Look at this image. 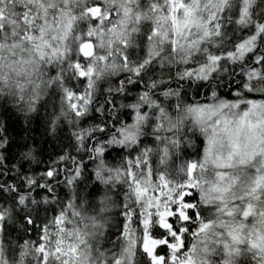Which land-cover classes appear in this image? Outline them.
<instances>
[{
    "label": "snow or ice",
    "instance_id": "obj_1",
    "mask_svg": "<svg viewBox=\"0 0 264 264\" xmlns=\"http://www.w3.org/2000/svg\"><path fill=\"white\" fill-rule=\"evenodd\" d=\"M42 111L0 264H264V0H0V116Z\"/></svg>",
    "mask_w": 264,
    "mask_h": 264
},
{
    "label": "trees",
    "instance_id": "obj_2",
    "mask_svg": "<svg viewBox=\"0 0 264 264\" xmlns=\"http://www.w3.org/2000/svg\"><path fill=\"white\" fill-rule=\"evenodd\" d=\"M101 99H103V97H101ZM54 102L56 103L58 109V100ZM51 111L52 108L51 106H49L48 112L50 113ZM44 115L45 114L42 111L39 116L33 120L32 124L30 125V131H25V129L29 126L26 125L22 119L18 118L13 113L9 112L6 116H0V119H3L8 127V135L14 141L11 149L9 150V155L19 152L20 149L18 145L25 142H35L37 150L40 153V155L38 156V160H42L44 161V163H26L24 165V170L30 174L33 172H36L38 174L39 171H42L46 167L50 159H55L56 156L66 150L65 145H67L68 143V141L64 140L63 138L55 139L54 137L47 135L43 120ZM65 127L67 126L65 125ZM108 159L115 160L116 152L113 151ZM58 191L61 193V195L66 194V189L58 188Z\"/></svg>",
    "mask_w": 264,
    "mask_h": 264
}]
</instances>
